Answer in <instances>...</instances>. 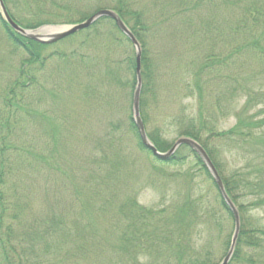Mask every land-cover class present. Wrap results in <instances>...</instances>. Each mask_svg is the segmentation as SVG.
Wrapping results in <instances>:
<instances>
[{
	"label": "trees",
	"instance_id": "obj_1",
	"mask_svg": "<svg viewBox=\"0 0 264 264\" xmlns=\"http://www.w3.org/2000/svg\"><path fill=\"white\" fill-rule=\"evenodd\" d=\"M65 1L78 4L90 0ZM91 1L95 2L92 12L77 11L75 16L63 17L44 10L47 4L58 11L67 9L57 0H2L9 17L28 30L80 23L102 10L112 11L121 19L140 47L138 107L148 140L161 153L171 148L173 143L162 137L159 127L151 125L148 131V107L151 99L155 106L157 101L174 104L175 110L167 109V124L177 139L190 138L201 146L237 210L240 226L229 264H264V225L251 216L253 211L264 208V89L255 86V70L249 74L244 70L252 60H257L260 68L264 67V52L256 49L260 47L259 42L264 44V0H219L218 5L214 0L189 3L178 0L167 20L168 23L173 19L175 23L169 24L171 36H178L183 42L195 39L197 44L187 55L175 51L181 71L174 77L176 81L169 76L164 99V84L161 80L156 83L158 66L149 47V39L159 36L158 23L135 0ZM204 2L214 6L217 19H200V14H196L198 8L203 10ZM103 25L110 27L103 32ZM0 29L12 48L26 56L16 83L22 80L21 87L27 89L33 81L27 66L39 65L41 50L49 45L15 33L1 17ZM88 31L97 50L91 55V75L89 70L85 74L91 76V95L94 99L109 96L115 100L119 90H125L132 102L137 81L131 42L110 18H99L81 32ZM213 36L216 40H223L224 36L234 38L236 44L226 52H221L218 46L204 51L202 41ZM109 47L118 49L116 58H112ZM83 59L79 56L78 62ZM65 60L68 61L67 57ZM236 61H239L238 67H235ZM164 77L161 73L159 79ZM241 99L243 103L237 111L235 105ZM5 105L15 110L7 118L11 120L24 103L21 95H12ZM231 115L234 124L222 130L220 123ZM125 124L134 135L139 151L151 156L140 142L131 110L123 123L114 117L102 137L92 141L97 143V148L106 146L109 150L97 157L95 178L80 180L75 194L64 202L55 182L47 198L45 193L40 211L30 208L15 192L8 195L3 191L5 182L0 170V264H219L218 252L227 253L230 246L233 215L201 160L187 146H181L167 161L153 158L155 163L164 166L192 157L211 189L209 192L200 188L194 181V172L189 171L173 191L168 193L163 187L166 191L158 206H142L134 186L129 188L127 180L131 178H116L126 163L121 138L116 137ZM1 125L8 128L7 123ZM4 141L1 139V156ZM226 152L239 154L248 163L240 169L227 168L221 160ZM136 188L139 192L140 188Z\"/></svg>",
	"mask_w": 264,
	"mask_h": 264
},
{
	"label": "rangeland",
	"instance_id": "obj_2",
	"mask_svg": "<svg viewBox=\"0 0 264 264\" xmlns=\"http://www.w3.org/2000/svg\"><path fill=\"white\" fill-rule=\"evenodd\" d=\"M135 1L138 6L146 9L150 18L159 26V36L156 39H149V47L151 56L158 66L156 83L159 84L161 80L164 84L162 89L164 99L167 94L166 81L169 76L171 80L176 81L174 77H177V72L181 71L178 69L179 59L175 51L178 50L187 55L191 48L196 47L197 41L188 39L183 42L178 36H171L169 24L174 21L171 19L167 23V20L175 11L178 0ZM191 1L193 0H187L188 3ZM214 1V4L218 5L219 0ZM57 2L59 5L65 4L67 9L58 11L47 4L44 10L53 11L63 17H72L77 11L85 14L92 12L95 4L91 0L78 4L65 0H57ZM205 3L203 10L198 8L196 14H200V19L209 20L213 17L217 19L213 13L214 6L209 2L203 4ZM24 16L27 18L26 14ZM109 27L103 25V32ZM217 38L219 39L218 36ZM233 40L234 38L228 39L225 36L223 40H216L214 36L207 37L202 41L201 48L205 51L218 46L222 49L221 52H226L236 44ZM80 41L84 45H80ZM259 44L260 47L256 49L264 52L262 49L264 44L262 42ZM95 45V42H91V31H88L78 32L70 38L57 41L42 49L40 55L42 62L39 65L27 66L29 77H32L33 81L32 85L26 89L21 87L22 80L16 83L19 67L26 56L12 48L0 29V147L1 139H5L4 154L0 155L1 178L5 182L3 191L8 195L11 193L14 195L15 192L35 211L41 210L44 195L47 193L46 198L49 196L55 182L58 183L57 189L64 199L61 202H64L75 194V186L80 180L95 178L94 173L98 169L95 161L99 155L109 150L106 146L97 148V143L92 141L102 137L104 129L114 117L121 119L123 123L130 114V110L132 113L131 96L125 90L121 91L118 88L119 92L115 100H111L109 96L100 100L94 99L91 95V55L97 51ZM117 52L118 49L116 51L115 47L113 50L109 47V53L113 59L118 56ZM79 56H83L82 62H78ZM66 57L72 62L66 61ZM256 62L257 60H252L244 70L248 74L255 70V86L260 85L259 87L264 89V67L260 68ZM238 66L239 61H236L235 67ZM88 70L90 77L85 75ZM74 73L78 74L77 77ZM161 73L165 74V77L159 79ZM12 95H21L24 105L21 110H17L19 115L8 120L15 110L7 109L5 102ZM157 103L158 106H155L152 99L149 101L148 131L152 126L159 127L162 130V137L174 143L177 140L176 135L173 128L167 124L165 117L169 112L167 109L175 110V106L160 104L159 101ZM242 103L243 99L235 105L237 111L241 109ZM257 109L258 107L252 112H256ZM113 111L114 116H112ZM6 123L8 128L1 127V124ZM233 124L234 118L231 115L222 121V125L220 123V127L222 130H227ZM116 137L121 138L120 147L126 162L123 165L122 174L116 178H131L127 180L130 181L129 188L134 186L137 191V201L142 206H158L164 191L167 190L168 193L170 190L173 191L175 185L179 184L180 178H185V173L189 171L194 172V181L199 183V187L208 189L210 192V183L198 171V166L192 157L182 162L160 166L155 163L152 156L139 151L136 139L128 131L126 124L122 125ZM221 160L222 163L225 162L227 168L232 169L244 168L248 163L234 152L223 153ZM136 187L140 188L139 192ZM251 216L264 225V208L253 211ZM225 255L226 253L222 251L218 252V263L224 259Z\"/></svg>",
	"mask_w": 264,
	"mask_h": 264
},
{
	"label": "water",
	"instance_id": "obj_3",
	"mask_svg": "<svg viewBox=\"0 0 264 264\" xmlns=\"http://www.w3.org/2000/svg\"><path fill=\"white\" fill-rule=\"evenodd\" d=\"M0 17L3 20V22L15 33L21 35L22 37L29 39L31 41L40 43V44H53L57 41H60L64 38H67L71 35H74L80 31H83L87 28H89L97 19L106 17L110 18L114 21L116 27L118 30L131 42L133 45V48L135 50V74H136V89L133 94V100H132V120L136 127L140 142L142 146L151 153V155L158 161H167L169 158H171L176 150L180 146H187L189 147L194 154L198 156V158L201 160L203 166L208 171L210 176L212 177L215 185L218 188L219 194L221 195V198L231 211L233 215V222H234V230L230 241V246L227 251L226 256L221 261L220 264H228L232 258L236 239L239 232V217L237 214V211L229 198L227 197L223 185L221 183V180L213 167L211 161L209 160L208 156L204 152V150L201 148V146L195 142L194 140L190 138H179L175 141L173 146L168 150L167 152L161 153L156 150V148L152 145V143L148 140L145 130L143 127V124L141 122L140 116H139V109H138V101H139V92H140V47L134 36L131 34V32L128 30V28L123 24L121 19L112 11L109 10H102L97 12L96 14L92 15L85 21L78 23V24H72L67 26H42L34 30H27L23 29L20 26H18L8 15L5 6L0 0ZM52 32H49L51 31Z\"/></svg>",
	"mask_w": 264,
	"mask_h": 264
},
{
	"label": "bare ground",
	"instance_id": "obj_4",
	"mask_svg": "<svg viewBox=\"0 0 264 264\" xmlns=\"http://www.w3.org/2000/svg\"><path fill=\"white\" fill-rule=\"evenodd\" d=\"M49 32H52V30H51V31H49Z\"/></svg>",
	"mask_w": 264,
	"mask_h": 264
}]
</instances>
